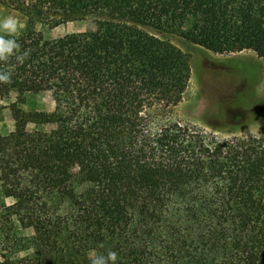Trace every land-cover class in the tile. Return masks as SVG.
I'll list each match as a JSON object with an SVG mask.
<instances>
[{"label": "trees", "instance_id": "16d2710c", "mask_svg": "<svg viewBox=\"0 0 264 264\" xmlns=\"http://www.w3.org/2000/svg\"><path fill=\"white\" fill-rule=\"evenodd\" d=\"M25 27L0 62L12 82L14 129L0 133L9 214L32 223V258L2 264H264V133L219 138L173 119L190 56L149 28L219 55L263 61L264 0H0ZM91 20L47 39L38 29ZM48 92L53 112H25ZM37 127H52L28 130ZM103 245V248L100 247Z\"/></svg>", "mask_w": 264, "mask_h": 264}, {"label": "rangeland", "instance_id": "374dc122", "mask_svg": "<svg viewBox=\"0 0 264 264\" xmlns=\"http://www.w3.org/2000/svg\"><path fill=\"white\" fill-rule=\"evenodd\" d=\"M15 16L21 31L24 19L15 11L0 3V19ZM44 37L59 38L70 33L94 30L91 20L68 23L54 29L38 26ZM18 31V32H19ZM158 38L170 41L190 56L192 77L183 101L173 110V119L188 122L213 132L219 138L254 136L264 133V74L263 61L252 51L219 55L189 43L177 34L149 28ZM17 32V33H18ZM16 101L11 94L0 99V133L8 134L14 129L10 105ZM25 112H53L55 102L48 92L24 97L21 105ZM52 127H37L28 130ZM11 198L6 197L0 186V264L4 257L32 258V251L19 245L20 240H29L33 235L32 223L21 222L9 214Z\"/></svg>", "mask_w": 264, "mask_h": 264}, {"label": "clouds", "instance_id": "9594fccd", "mask_svg": "<svg viewBox=\"0 0 264 264\" xmlns=\"http://www.w3.org/2000/svg\"><path fill=\"white\" fill-rule=\"evenodd\" d=\"M20 30V23L13 15H8L0 19V62H7L15 56L17 62L22 63L29 55L27 51L17 54L20 44L16 39V34ZM12 71L8 68H0V83L8 84L12 82ZM103 248V245H100ZM118 253L111 249L105 252L91 251L89 254L90 264H116Z\"/></svg>", "mask_w": 264, "mask_h": 264}]
</instances>
